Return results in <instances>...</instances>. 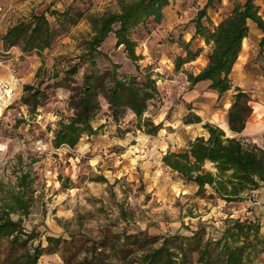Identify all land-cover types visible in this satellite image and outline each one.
<instances>
[{
	"label": "rangeland",
	"instance_id": "374dc122",
	"mask_svg": "<svg viewBox=\"0 0 264 264\" xmlns=\"http://www.w3.org/2000/svg\"><path fill=\"white\" fill-rule=\"evenodd\" d=\"M170 1L168 25L156 28L150 35L142 27L135 33L137 53L144 58L140 65L151 62L162 74L158 81L160 99L152 103L147 113L155 124H162V129L156 136L132 129L121 136L110 122L97 136L84 137L72 150L52 146L60 113L69 114V92L58 89L50 102L39 109L35 119L21 98L25 85H37L46 80L54 71L71 65L82 53L81 41L90 31L87 20L61 36L52 49L44 51L42 58L36 53L24 55L20 47L5 50L1 36L10 26L33 13H42L48 8L63 11L69 5L86 9V0H0V80L10 74L20 79L13 100L7 107L0 106V176L5 182L15 181L16 173L31 170L36 179L35 192L30 212L23 216V225L27 230H35L43 240L46 235L69 239L70 232L94 238L106 226L114 231L142 229L152 235L188 234L201 223L212 231L220 229L227 218L248 217L260 219L264 234V184L239 202L209 198L210 189L207 197L201 198L196 195V186L186 184L162 162L169 150H183L190 140L207 137L204 123L220 127L231 137L227 115L235 91L231 90L219 101L218 94L207 84L190 87L185 71L197 74L206 65L210 51L201 38L193 39L192 21L200 8L198 2L202 0ZM258 3L264 18V0ZM232 8L233 0H224L220 10L209 11V16L217 24ZM118 9L117 0H93L87 17ZM174 18L179 22H173ZM50 21L54 23L55 20L51 17ZM261 37V32L252 26L231 78L234 87L249 92L254 110L245 131L236 136L264 148V47L259 45ZM181 39L191 41V47L202 48V52L195 61L184 66V72H175V58L185 55L179 45ZM101 49L107 56L100 59L102 66L112 61L122 65L123 71L136 73L123 47H116L114 35ZM104 113L99 116V123L107 122ZM195 116L202 122L189 123ZM130 119L128 117L126 122ZM126 122L123 128L130 127ZM206 169L213 170L212 165L207 164ZM39 263L65 264L60 254L44 255ZM256 264H264V255Z\"/></svg>",
	"mask_w": 264,
	"mask_h": 264
},
{
	"label": "trees",
	"instance_id": "16d2710c",
	"mask_svg": "<svg viewBox=\"0 0 264 264\" xmlns=\"http://www.w3.org/2000/svg\"><path fill=\"white\" fill-rule=\"evenodd\" d=\"M223 1L207 0L192 21L193 39L201 38L210 49L206 65L197 74L185 71L184 66L195 61L202 48L193 49L191 41L181 39L179 45L185 55L175 58L174 69L185 71L191 88L210 82L209 88L218 94L219 101L235 89L227 115L232 136L216 125L204 123L207 137L190 140L183 150H169L162 162L186 184L196 186L198 197L206 198L210 189L209 198L231 203L243 201L264 184V148L236 136L245 131L254 112L253 99L249 92L234 87L231 78L252 26L261 32L259 45L264 47V18L258 0H233L230 13L215 24L209 11H219ZM117 2L118 11L88 17L93 0H86V9L74 5L63 11L48 8L10 26L1 36L5 50L20 47L24 55L36 53L42 58L44 51L52 49L81 21L86 19L90 26L87 38L81 41L82 53L71 65L54 71L37 85L24 86L21 102L33 119L58 89L69 92V114L60 113L53 131L55 149L74 150L84 137L97 136L110 122L121 136L131 129L156 136L162 129V124H155L147 116L152 103L160 99L158 81L162 74L153 63L140 65L144 58L137 53L135 33L142 27L150 35L158 28L170 0ZM111 35L116 47H123L136 73L125 72L122 65L112 61L108 66L100 64L102 57L107 58L101 48ZM41 71L42 68L38 76ZM103 111L107 122L99 123ZM128 117L131 119L126 122ZM125 122L130 127L123 128ZM201 122L199 116L189 121ZM207 164L213 170L206 169ZM16 174L15 181L9 182L0 176V264H40V259L50 254H60L65 264H256L264 255L263 225L256 217L227 218L220 229L212 231L201 223L188 234L152 235L142 229L114 231L106 226L94 238L70 232L69 239L46 235L43 240L39 233L23 225V216L30 212L36 179L31 170Z\"/></svg>",
	"mask_w": 264,
	"mask_h": 264
},
{
	"label": "built area",
	"instance_id": "2783aa9c",
	"mask_svg": "<svg viewBox=\"0 0 264 264\" xmlns=\"http://www.w3.org/2000/svg\"><path fill=\"white\" fill-rule=\"evenodd\" d=\"M20 85V79L15 74L0 80V106L7 107L13 100Z\"/></svg>",
	"mask_w": 264,
	"mask_h": 264
},
{
	"label": "crops",
	"instance_id": "0c3cea01",
	"mask_svg": "<svg viewBox=\"0 0 264 264\" xmlns=\"http://www.w3.org/2000/svg\"><path fill=\"white\" fill-rule=\"evenodd\" d=\"M207 3V0H202V1H199L198 2V4L200 5V8H202V7H204L205 6V4ZM171 6H172V1H170V4L164 9V20H163V22L161 23V25L158 27V28H161V27H163V26H166V25H168L169 24V15H170V12H169V10H170V8H171ZM199 8V9H200ZM191 9H195L194 7H192ZM196 11H197V9H196ZM175 20H178V22H179V19L178 18H174V20H173V22H175ZM157 28V29H158ZM159 31V30H158ZM5 33V32H4ZM248 39V38H247ZM246 40V39H245ZM200 41L201 42H203L204 43V41L202 40V39H200ZM242 53V52H241ZM240 58V57H239ZM239 60V59H238ZM238 62L239 61H237V63H236V65H235V67H234V69H233V72H232V74H231V77H232V75H233V73H234V70H235V68H236V66H237V64H238ZM151 62H149L148 64H150ZM147 65V64H146ZM204 65H205V63H204ZM200 70H198V72H199ZM200 84H207L208 86L210 85V82H208V81H205V82H201V83H199L198 85H200Z\"/></svg>",
	"mask_w": 264,
	"mask_h": 264
}]
</instances>
